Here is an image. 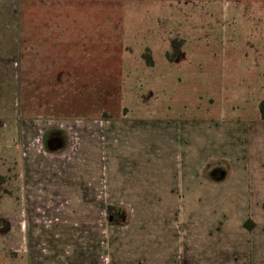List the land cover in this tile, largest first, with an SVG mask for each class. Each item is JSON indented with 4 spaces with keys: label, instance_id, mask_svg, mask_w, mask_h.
<instances>
[{
    "label": "rangeland",
    "instance_id": "obj_1",
    "mask_svg": "<svg viewBox=\"0 0 264 264\" xmlns=\"http://www.w3.org/2000/svg\"><path fill=\"white\" fill-rule=\"evenodd\" d=\"M263 98L264 0H0V264H264Z\"/></svg>",
    "mask_w": 264,
    "mask_h": 264
},
{
    "label": "trees",
    "instance_id": "obj_2",
    "mask_svg": "<svg viewBox=\"0 0 264 264\" xmlns=\"http://www.w3.org/2000/svg\"><path fill=\"white\" fill-rule=\"evenodd\" d=\"M144 58H145L146 63L148 65L152 64V59H151V57L149 55H144ZM258 110H259V115H260L261 120L264 121V98L258 104Z\"/></svg>",
    "mask_w": 264,
    "mask_h": 264
},
{
    "label": "crops",
    "instance_id": "obj_3",
    "mask_svg": "<svg viewBox=\"0 0 264 264\" xmlns=\"http://www.w3.org/2000/svg\"><path fill=\"white\" fill-rule=\"evenodd\" d=\"M191 145H193V144H191ZM191 145H189V146H190V147H189V149H190V150H192V149H194V150H195V149H196V147H194V145H193V146H191ZM184 146H185V147H183V148H184V151H183L182 153H186V152H187V150H188V149H187V146H186V144H185V143H184ZM170 149H171V148H170ZM172 150H173V151H178V150H176V149H175V147H172Z\"/></svg>",
    "mask_w": 264,
    "mask_h": 264
}]
</instances>
